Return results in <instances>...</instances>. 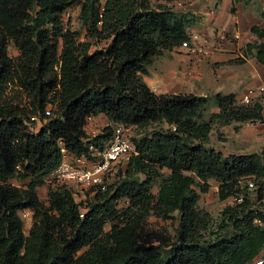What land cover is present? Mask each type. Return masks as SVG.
<instances>
[{"label":"trees","instance_id":"16d2710c","mask_svg":"<svg viewBox=\"0 0 264 264\" xmlns=\"http://www.w3.org/2000/svg\"><path fill=\"white\" fill-rule=\"evenodd\" d=\"M76 3L86 38L111 39L104 48L91 49L80 30L64 27L63 13ZM192 18L152 0H0V264H264V210L257 205L264 145L228 155L209 145L214 123L237 128L261 120L264 104L218 91L219 109L204 117L208 95L157 93L144 78L156 55L190 37ZM251 30L255 38L243 50L264 66V25ZM11 82L28 92L27 105L6 99ZM32 114L48 117L35 131L28 128ZM99 114L142 128L131 136L138 153L106 189L92 188L85 210L67 184L43 201L38 186L62 147L70 156L89 154L90 141L112 135L106 124L89 137L87 120ZM14 177L28 181L19 186ZM211 178L220 199L243 195L216 221L198 207ZM122 199L127 204L118 206ZM25 209L32 210L28 233ZM150 215L177 219L174 238L151 229Z\"/></svg>","mask_w":264,"mask_h":264},{"label":"rangeland","instance_id":"374dc122","mask_svg":"<svg viewBox=\"0 0 264 264\" xmlns=\"http://www.w3.org/2000/svg\"><path fill=\"white\" fill-rule=\"evenodd\" d=\"M152 1L167 3L178 11L188 12L193 20L187 29H198L196 31L201 32L202 35L201 43H206L209 49L208 53L195 54L177 46L173 49H165L161 54L156 55L149 64L148 74H144V78L149 85L154 86L157 93L192 92L208 95L209 100L203 108L204 117H208L212 111L219 109L213 101V97L218 91L227 93L235 90L239 95L238 101L241 103L260 100L264 104V89L260 88L264 85L263 66H260L261 69L258 67L256 71L255 57L247 56L243 50L246 43L255 38L251 30L252 25H264V0H182V4L179 5L177 4L179 0ZM69 10L70 14L63 15L64 27L80 30L81 39L91 41V49L104 48L111 41L109 38L95 42L91 37L86 38V30L78 17V4L70 7ZM202 20L203 23L200 24L199 22ZM192 33L193 31L190 30L189 34ZM8 51L15 58L19 55V50L13 41L9 43ZM241 57L244 58V61L237 60ZM180 61L186 62L182 65ZM55 69L59 70L58 65L55 66ZM6 99L27 105L29 95L25 89L16 85L15 82H11L7 87ZM50 109L51 111L55 109V105H52ZM99 117L90 116L88 118L86 131L89 137L100 133L107 124L105 123L106 119H102V114ZM27 122L28 128L33 131L42 125L38 121ZM129 133L131 136H140L144 130L130 125ZM209 145L222 151L225 155L259 151L264 145V111L261 120L240 122L237 128L236 122L214 123L210 132ZM125 163L117 162L115 164L108 184L121 177L120 170L125 167ZM163 171L167 173L169 169L165 168ZM191 173L198 180V177L193 172ZM10 181L16 185L24 186L28 179L21 180L14 177ZM208 183L210 184L209 188L206 191H201L198 207L209 211L213 220L216 221L219 219L223 207L233 203L234 200L231 197L224 200L219 198L218 181L215 179H209ZM58 184L61 182L55 184L44 177L43 183L38 186L40 198L47 202L48 191L58 187ZM69 186L73 188L76 199L81 202L82 210H85L87 203L94 198L95 192L92 189L94 187L75 183H69ZM157 188L158 184H155L153 190L157 191ZM125 204H127L125 199L118 202V206ZM262 204L257 200V205L264 210V204ZM20 214L24 219V231L28 233L32 223V210L25 209ZM177 224L178 220L175 218L162 219L150 215L148 219L151 229L165 234V238L169 239L174 238ZM105 228L109 229L110 224L107 223Z\"/></svg>","mask_w":264,"mask_h":264},{"label":"built area","instance_id":"2783aa9c","mask_svg":"<svg viewBox=\"0 0 264 264\" xmlns=\"http://www.w3.org/2000/svg\"><path fill=\"white\" fill-rule=\"evenodd\" d=\"M177 4H182V0L177 1ZM103 10V8L101 9ZM70 10L63 13L70 14ZM202 35L199 32L190 34L188 39H185L180 44L181 48L187 49L191 53L205 52L208 53V45L201 43ZM154 89V86L152 87ZM264 89V85L260 87ZM51 109L46 108L45 114L50 115ZM32 121H38L40 124L46 122L48 117L41 118L38 114L30 116ZM112 135L104 142L98 143L96 140L88 143L89 154H80L70 156L66 147L61 148L62 156L59 163L53 170L46 176L52 182L57 184L75 183L82 185H89L96 188L106 189L108 186L109 176L117 162H126L138 151L132 141L129 133L130 124L125 123H112ZM241 181V179H239ZM248 186L254 187V181L248 180ZM234 201H242L243 195L238 194L231 197ZM259 202L264 204V194L258 199ZM262 204V205H263ZM259 206V205H258ZM256 221H260L258 218ZM259 262L256 260L255 263Z\"/></svg>","mask_w":264,"mask_h":264},{"label":"crops","instance_id":"0c3cea01","mask_svg":"<svg viewBox=\"0 0 264 264\" xmlns=\"http://www.w3.org/2000/svg\"><path fill=\"white\" fill-rule=\"evenodd\" d=\"M211 15V14H210ZM208 20V19H207ZM205 23H207V21H204ZM200 24H202L203 23V20L202 21H200L199 22ZM188 30V32H190V30H192L193 31V33H195V32H199V31H196V30H198V29H196V28H191V29H187ZM199 33H201V32H199ZM223 50V49H222ZM254 57V56H253ZM256 59V58H255ZM249 60H251V59H249ZM257 61V60H256ZM184 62H186V61H180V63L183 65V63ZM262 64H260L258 61H257V63H256V65H254L255 66V69H256V71L258 70V67H259V69H261L260 68V66H261ZM263 66V65H262ZM263 69V72H262V74H263V77H264V66L262 67ZM256 76H257V72H256ZM233 92H235L236 93V91L235 90H233ZM237 94V93H236ZM237 97L239 98V95L237 94ZM244 97H246V95H244ZM101 115V114H100ZM100 115H97L96 117H98V118H100L99 116ZM103 117V118H102ZM102 119H106L105 118V116L104 115H102ZM105 121V120H104ZM108 122V120L106 119V122L105 123H107Z\"/></svg>","mask_w":264,"mask_h":264}]
</instances>
